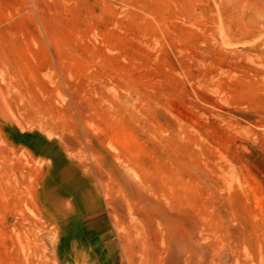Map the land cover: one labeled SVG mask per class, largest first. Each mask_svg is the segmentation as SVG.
I'll use <instances>...</instances> for the list:
<instances>
[{"label": "rangeland", "instance_id": "1", "mask_svg": "<svg viewBox=\"0 0 264 264\" xmlns=\"http://www.w3.org/2000/svg\"><path fill=\"white\" fill-rule=\"evenodd\" d=\"M50 145L96 201L61 196ZM120 170L143 180L141 202ZM187 217L201 227L182 245L171 220ZM218 252L264 264V0H0L6 264H223Z\"/></svg>", "mask_w": 264, "mask_h": 264}, {"label": "bare ground", "instance_id": "2", "mask_svg": "<svg viewBox=\"0 0 264 264\" xmlns=\"http://www.w3.org/2000/svg\"><path fill=\"white\" fill-rule=\"evenodd\" d=\"M121 122H124V120H121ZM131 130H129L128 125L125 123H121L119 130L114 132V135L116 136V140L122 141L124 139L130 140L131 139ZM35 143L39 145H47L45 144L41 139L36 138ZM51 151V153H54L55 149L53 146L48 147ZM259 152V150H257ZM55 156V169H54V177H53V182L56 185L60 186V194L61 196L63 195H70L72 196L74 202H76L78 207H82V205L85 204V202H92L96 201L97 197L93 195H86L85 196V189L87 188V184L81 179L80 174H79V168L73 164H71L65 157L61 154H58V152L54 153ZM154 173L159 174V181L158 183H165L166 182V174L164 173L163 169L160 168L158 165H152L150 168ZM123 170V169H122ZM124 171V170H123ZM123 171H119L118 175L121 177L119 178V183L124 186L125 189V196H126V201H132V202H141L140 200V195L141 194V186H142V179L138 178L135 179L132 175H125ZM183 191L180 192V194H176L175 196H182L183 198H186L185 201L181 200V202H191L187 201V197L185 196L186 191L189 192V189L187 190L185 186L182 187ZM164 191L165 189L162 187L161 189ZM125 201V202H126ZM196 202V201H193ZM173 209L167 208V207H160L158 210V215L161 217L168 216L171 214ZM185 222L187 225L183 226L181 223H178L176 220H171V230L172 233L176 237L182 238V245L187 244L189 241L194 240L193 238L196 237L194 235V228H200L201 227V221L197 218L194 217H187L184 218ZM76 220V219H75ZM75 223V222H73ZM77 223V222H76ZM78 224V223H77ZM216 227H213V231H215ZM154 226L149 225L148 226V231L153 232L154 231ZM86 236L83 235V241H86ZM196 237L195 239H197ZM140 249H145V251L148 248L147 244H139ZM150 247H153V245H150ZM219 253V252H218ZM219 256L223 259V264H233V253L232 252H227V253H219ZM1 261L0 264H6L7 263V258L4 257L3 254L0 255Z\"/></svg>", "mask_w": 264, "mask_h": 264}]
</instances>
